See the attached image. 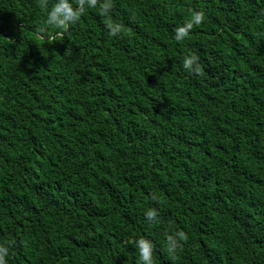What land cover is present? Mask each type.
Listing matches in <instances>:
<instances>
[{
  "label": "trees",
  "instance_id": "16d2710c",
  "mask_svg": "<svg viewBox=\"0 0 264 264\" xmlns=\"http://www.w3.org/2000/svg\"><path fill=\"white\" fill-rule=\"evenodd\" d=\"M52 2L0 0L6 264H136L140 237L153 264H264V0H98L67 30Z\"/></svg>",
  "mask_w": 264,
  "mask_h": 264
},
{
  "label": "clouds",
  "instance_id": "9594fccd",
  "mask_svg": "<svg viewBox=\"0 0 264 264\" xmlns=\"http://www.w3.org/2000/svg\"><path fill=\"white\" fill-rule=\"evenodd\" d=\"M98 0H78V4L74 5L72 0H53L51 7L47 11L44 25L55 29L67 30L69 26L76 23L78 18L83 14L85 8H94L97 6ZM112 8L111 0H104L99 8V13L106 16ZM205 16L202 11H193L189 19L175 27L173 39L181 42L187 39L194 27L201 25ZM105 29L109 36H117L121 32V24L110 21L105 24ZM182 68L189 73L199 71V57L192 53L183 57ZM148 222H155L158 213L155 209L149 208L144 213ZM186 236L183 232H176L166 236V247L169 251H173L180 246V242L185 240ZM135 248L137 251L136 264H153L154 242L148 238L140 237L135 240ZM9 255V248L6 244L0 243V264H6V258Z\"/></svg>",
  "mask_w": 264,
  "mask_h": 264
}]
</instances>
